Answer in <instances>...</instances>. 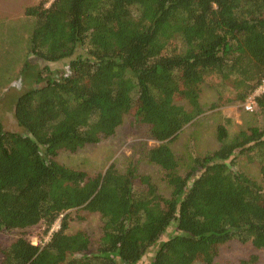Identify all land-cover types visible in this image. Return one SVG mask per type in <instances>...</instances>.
<instances>
[{"label": "trees", "instance_id": "trees-1", "mask_svg": "<svg viewBox=\"0 0 264 264\" xmlns=\"http://www.w3.org/2000/svg\"><path fill=\"white\" fill-rule=\"evenodd\" d=\"M25 15L28 36L7 29L8 63L24 54L15 95L0 93L15 119L9 128L0 112V232L23 231L0 244V264H215L231 240L264 251V124L233 135L219 124V147L186 173L169 145L206 111L207 78L234 92L210 109L245 102L261 84L264 0H42ZM253 112L264 114V92ZM131 113L160 142L144 155L165 170L169 197L134 165L91 173L57 160ZM257 149L261 181L232 168L237 151ZM73 209L98 212L102 234L69 231ZM40 224L34 243L25 229Z\"/></svg>", "mask_w": 264, "mask_h": 264}, {"label": "rangeland", "instance_id": "rangeland-1", "mask_svg": "<svg viewBox=\"0 0 264 264\" xmlns=\"http://www.w3.org/2000/svg\"><path fill=\"white\" fill-rule=\"evenodd\" d=\"M41 1L0 0V93H10L11 98L15 95V89L11 87L17 84L16 81L19 82L18 68L24 54L23 49L15 54L10 51L12 55H10L8 63L6 48L9 42L7 41V29L8 33L14 37H18V33L28 36L29 32L23 29L24 26L28 27L30 24V21L26 18L25 10L29 6L38 5ZM26 22L29 24H25ZM62 67L63 63H55L52 65V70L62 69ZM219 78H207L203 84L201 102L206 111L184 126L178 136L169 143L176 155L183 157V162L180 163L179 167L180 173H186L195 156L214 151L219 147L220 142L217 138L219 124L228 123V129L232 135L239 130L247 129L249 126L264 124V114L261 112H248L244 108V102L227 101L222 102V105L217 108H209L210 103L217 101L220 96H223L222 101H224L234 95L232 89L227 86L222 87L223 84L220 81L221 78ZM12 104L10 97L5 95L3 100L0 101V112L3 108L7 109L6 124L9 128L15 127V119L10 107ZM228 119L229 122H227ZM158 144L160 142L149 135L148 125L139 123L134 114L131 113L125 117L124 122L113 135L97 143L87 144L76 152L61 150L57 155V160L67 165L80 167L91 173L105 172L112 164L118 170L124 172L130 165H134L138 172L151 175L159 192L169 197L172 189L167 182L165 170L147 160L144 155L148 148ZM261 158L258 149L247 153L237 151L232 168L261 181ZM72 211L69 231L74 232L85 229L92 234L93 238H98L102 234V220L98 212H88L84 209H73ZM59 226L60 220H57L53 229H57ZM42 228L40 224L26 228L25 232L32 242L38 243L41 241ZM22 231L0 232V244L11 243L13 239L21 235ZM50 233L51 230L43 240H47ZM252 256H257V262L264 263V251L262 249L256 248L250 242L244 243L231 240L221 245L215 264H238L240 259H249Z\"/></svg>", "mask_w": 264, "mask_h": 264}, {"label": "built area", "instance_id": "built-area-1", "mask_svg": "<svg viewBox=\"0 0 264 264\" xmlns=\"http://www.w3.org/2000/svg\"><path fill=\"white\" fill-rule=\"evenodd\" d=\"M264 92V77L262 78L261 84L256 88V90L248 97L244 103V108L247 111H253L255 108V97Z\"/></svg>", "mask_w": 264, "mask_h": 264}, {"label": "clouds", "instance_id": "clouds-1", "mask_svg": "<svg viewBox=\"0 0 264 264\" xmlns=\"http://www.w3.org/2000/svg\"><path fill=\"white\" fill-rule=\"evenodd\" d=\"M245 103V102H244Z\"/></svg>", "mask_w": 264, "mask_h": 264}]
</instances>
